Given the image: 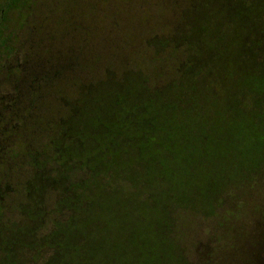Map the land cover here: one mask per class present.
I'll return each mask as SVG.
<instances>
[{
    "label": "rangeland",
    "instance_id": "obj_1",
    "mask_svg": "<svg viewBox=\"0 0 264 264\" xmlns=\"http://www.w3.org/2000/svg\"><path fill=\"white\" fill-rule=\"evenodd\" d=\"M3 2L0 0V6ZM80 5L84 8L80 9ZM181 7L182 0H108L107 3L104 0H35L28 10L8 11L9 23L0 27V159L5 162L3 165L0 160V221L3 224L20 222V211L28 202L24 186L26 173L34 170L24 155L29 159L30 152L40 151L51 143L57 131L48 119L55 121L60 116L57 108L64 105L63 99L73 96L80 85L86 88L91 81L103 80L106 67H121L124 71L128 60L138 59L141 53L145 55L146 45L152 43L151 36L156 31L160 33L158 25L172 26ZM66 10L72 13L66 15ZM199 26L201 33L207 29L203 20ZM230 49L229 55L240 56L239 48ZM67 54L73 55L82 66H72L64 76L51 82L39 81L40 62H46L50 55L53 58L46 62L48 69L43 73L53 71L50 63L59 70L58 60L71 63ZM100 55L105 58L100 61L101 65L97 64ZM253 59H248L245 66L240 64L237 74L224 79L227 93L241 92L242 77L253 73L250 64ZM139 64L132 65L145 68ZM227 64L231 66L232 62ZM33 78H38L34 86ZM201 90L197 104L190 106L191 112L177 106L178 121L183 123L182 119H186L189 133L187 127L186 133L175 132L176 127L174 131L164 128L160 135L157 132L161 141L154 155L123 149L119 155L109 157L107 174L113 182V193L105 206L95 204L99 210L97 214L95 211L94 226L87 235L92 246H101L104 251L95 255L90 264H182L181 255L189 264H264V185L252 188L248 183L251 177H245L239 178L238 186H231L234 180L227 169L229 160L223 158V148L225 141L234 138L236 119L228 114L229 107L214 92L202 86ZM33 91L34 96L38 94L34 98L37 104L34 110L28 111ZM20 120L24 122L20 124ZM166 124L164 121L159 126ZM141 130L135 134L137 140L142 136ZM127 134L133 133L129 130ZM137 147L141 150L143 146L139 142ZM27 161L32 166H27ZM16 167L20 168L19 173L13 174ZM51 168L57 172L60 169L56 164ZM139 172L144 175L142 181L148 182L142 196L137 189L127 190L117 183V178L120 179L117 173L130 178ZM90 184L96 194L100 186L95 180ZM32 185L37 194L48 187L36 179ZM209 188L227 193L230 203L227 200L216 210L218 217L205 219L206 222L192 218L187 240L179 244L180 252L174 247V239V245L169 240L171 235L167 241L165 233L159 232L162 210L189 204L192 211L210 213L213 208L206 201L213 193L207 194ZM49 195L43 204L51 202ZM156 230L162 233L163 239Z\"/></svg>",
    "mask_w": 264,
    "mask_h": 264
},
{
    "label": "trees",
    "instance_id": "obj_2",
    "mask_svg": "<svg viewBox=\"0 0 264 264\" xmlns=\"http://www.w3.org/2000/svg\"><path fill=\"white\" fill-rule=\"evenodd\" d=\"M34 1L4 0L0 6V27L9 23L8 11L28 10ZM107 2L104 0V3ZM83 8L80 5V9ZM68 10L66 15L72 13ZM177 15L172 26L158 25L160 33L156 31L151 36L152 43L146 45V54L138 55L141 61L133 57L128 60L124 71L121 67H106L103 80L91 81L86 88L80 85L73 96L65 97L64 105L57 108L60 116L55 121L48 119L49 125L57 131L51 143L40 151L30 152L29 159L28 155H24L33 166L28 164L29 161L26 165L34 170L26 173L24 186L28 202L20 211V222L5 225L0 221V264H90L95 255L104 251L101 246H92L87 235L94 226L95 211L97 214L99 210L95 204L105 206L113 193V182L107 174L109 157L116 153L119 155L123 149L134 150L135 154L154 155L159 151L161 141L157 132L160 135V130L164 128L170 127L174 131L176 127L175 132L186 133L184 129L187 127L189 133L191 129L186 119H182L183 123L178 121L177 106L191 112L190 106L195 102L197 104L202 93L201 86L214 92L216 98L229 107L228 114L236 119L232 131L234 138L225 141L223 148V158L229 160L226 165L234 180L231 186H238L239 178L251 177L248 181L250 187H263L264 0H182ZM200 20L207 26L202 33ZM230 48H239L240 56L229 55ZM50 58L53 57L49 55L46 62ZM66 58L71 59L70 64L58 60V70L55 64L50 63V69L54 71L57 68L58 71L48 73H43L48 69L46 62H40L39 72L42 70V75L39 81L51 82L64 76L72 66H82L73 55L67 54ZM251 58H254L250 62L253 73L248 77L244 75L247 77L244 81L242 77L241 92L227 93L224 79L237 74L240 64L245 66ZM104 59L100 55L97 64ZM138 62L145 68L133 67ZM223 73L228 77L222 76ZM33 79L34 86L38 78ZM160 81H163L162 84H158ZM34 94L33 91L28 111L34 110L37 104L34 98L38 94ZM160 111L162 113L158 116ZM228 117L226 115L225 119L228 120ZM164 121L167 124L160 127L159 124L163 125ZM23 122L19 121L20 124ZM140 129L142 136L137 140L135 134ZM129 130L133 134H127ZM139 142L143 146L140 151L137 147ZM0 160L4 165V159ZM55 164L60 167L58 172L51 168ZM15 169L12 173H19L20 168ZM142 174L139 172L126 178L117 173L120 177L117 183L127 190L137 189L142 196L143 187L148 183L147 180L142 181ZM33 179L48 186L45 192L36 193ZM93 180L100 186L96 194L91 189ZM48 193L51 202L43 204ZM211 193L210 198L207 196L209 201H206L213 208L210 213L192 211L189 204L176 209L169 206L163 208L159 232L165 233L167 241L171 235L169 240L172 239L173 244L174 239L173 245L180 252L182 248L179 244L187 240L191 219L206 222L205 219L218 217L216 210L221 209L229 198L227 193L207 189V194ZM192 195L195 196L193 192ZM44 208L49 209L45 211ZM97 226L102 228L103 225ZM156 233L163 239L162 233L158 230ZM30 239L32 241L27 242ZM180 260L182 264H189L182 255Z\"/></svg>",
    "mask_w": 264,
    "mask_h": 264
},
{
    "label": "flooded vegetation",
    "instance_id": "obj_3",
    "mask_svg": "<svg viewBox=\"0 0 264 264\" xmlns=\"http://www.w3.org/2000/svg\"><path fill=\"white\" fill-rule=\"evenodd\" d=\"M26 65L28 66V65H29V63H26ZM28 107H29V105H26V108H28ZM26 108H24V109H23V108H20V110H21V109H23V110H28V109H26ZM9 111H11V112H12V111H13V108H12V109H10ZM0 135H1V134H0ZM0 143H1V141H0Z\"/></svg>",
    "mask_w": 264,
    "mask_h": 264
}]
</instances>
